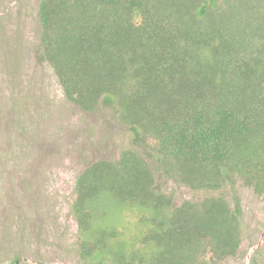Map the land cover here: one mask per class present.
I'll return each instance as SVG.
<instances>
[{
	"label": "trees",
	"instance_id": "16d2710c",
	"mask_svg": "<svg viewBox=\"0 0 264 264\" xmlns=\"http://www.w3.org/2000/svg\"><path fill=\"white\" fill-rule=\"evenodd\" d=\"M36 19L38 59L63 99L85 113L104 106L131 134L117 160L75 181L80 261L234 259L238 190L264 196V0H39ZM155 173L191 191L228 188L231 201L175 206ZM101 202L134 214L130 230L93 226Z\"/></svg>",
	"mask_w": 264,
	"mask_h": 264
},
{
	"label": "rangeland",
	"instance_id": "374dc122",
	"mask_svg": "<svg viewBox=\"0 0 264 264\" xmlns=\"http://www.w3.org/2000/svg\"><path fill=\"white\" fill-rule=\"evenodd\" d=\"M38 2L0 0V264H83L70 214L75 181L93 162L117 160L132 147L131 134L104 106L85 113L63 99L38 59ZM154 184L175 206L211 195L231 201L228 188L191 191L157 173ZM237 197L240 248L219 264H264V196L242 188ZM93 213V226L127 231L134 218L113 202Z\"/></svg>",
	"mask_w": 264,
	"mask_h": 264
}]
</instances>
